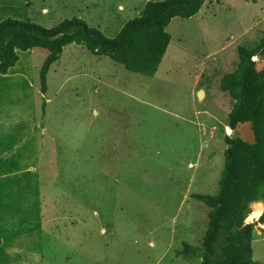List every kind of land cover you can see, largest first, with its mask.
<instances>
[{
  "label": "rangeland",
  "instance_id": "obj_1",
  "mask_svg": "<svg viewBox=\"0 0 264 264\" xmlns=\"http://www.w3.org/2000/svg\"><path fill=\"white\" fill-rule=\"evenodd\" d=\"M150 1L161 0H0V21L51 29L78 18L114 38ZM167 32L171 41L151 77L83 45L64 47L47 77L46 117V50L20 54L33 88L0 79L11 144L12 124L42 126L39 189H26L23 199L0 185V264H200L182 251L186 244L203 250L209 208L193 196L216 195L224 169L234 100L220 83L237 69L239 48L264 38V0H208ZM252 249L264 264L263 224Z\"/></svg>",
  "mask_w": 264,
  "mask_h": 264
},
{
  "label": "trees",
  "instance_id": "obj_2",
  "mask_svg": "<svg viewBox=\"0 0 264 264\" xmlns=\"http://www.w3.org/2000/svg\"><path fill=\"white\" fill-rule=\"evenodd\" d=\"M208 0L148 2L140 15L126 23L114 38L73 18L47 29L29 20L0 21V74L6 75L20 60V53L42 48L48 52L40 70L43 115L47 106V75L59 61L64 47L83 45L99 57H108L127 71L154 76L166 54L171 36L167 28L174 18L195 17ZM237 69L225 75L220 87L234 100L227 118L234 134L225 136V164L216 195H194L208 208L203 250L185 245V258L200 264H259L253 259L255 226L264 225V73L256 70L255 57H264V38L253 48H239ZM252 122L256 143H242L236 127ZM263 203V204H262ZM261 205L258 220L249 222L252 209Z\"/></svg>",
  "mask_w": 264,
  "mask_h": 264
},
{
  "label": "crops",
  "instance_id": "obj_3",
  "mask_svg": "<svg viewBox=\"0 0 264 264\" xmlns=\"http://www.w3.org/2000/svg\"><path fill=\"white\" fill-rule=\"evenodd\" d=\"M61 58L58 62H56V64L61 61ZM52 66L50 69H53ZM29 68L30 65H28L27 63H22L19 60L16 66L11 68L6 75L0 74V79L6 80L8 78H11L14 79V82H22L28 80V82H30V88H33L31 85L32 83L31 77H29V72H30L28 71ZM24 73L25 76L28 73L27 77H24ZM49 75H50V70L47 77H49ZM47 93H48V81H47L46 94ZM40 94L42 96L41 90H40ZM46 94L45 97L48 104L51 102V98H48ZM45 115H43V117ZM29 124H30L29 128H27L26 123L18 126H16V124H12L16 128V132H17V136H16L17 143L12 145L10 141L11 137L9 136V134L4 136V134H7L11 128L10 127L11 123H9L8 115L5 117L4 115L0 116V185L3 188H6L7 190L21 191L23 193V199H25L24 198L25 190L34 189V188L39 189V184L41 181L40 155H39L40 145L37 141V135H35V133L36 130H38L40 134V130L42 132V126L40 122L36 123L34 119H31L29 121ZM12 138L15 139V137ZM22 203H24V201H22ZM15 233H20V232L17 231ZM0 242H2L1 239Z\"/></svg>",
  "mask_w": 264,
  "mask_h": 264
},
{
  "label": "water",
  "instance_id": "obj_4",
  "mask_svg": "<svg viewBox=\"0 0 264 264\" xmlns=\"http://www.w3.org/2000/svg\"><path fill=\"white\" fill-rule=\"evenodd\" d=\"M256 70L264 73V57L261 62H257ZM236 132L239 134V139L244 144L254 145L256 143V134L252 127V122L239 123L236 127Z\"/></svg>",
  "mask_w": 264,
  "mask_h": 264
},
{
  "label": "bare ground",
  "instance_id": "obj_5",
  "mask_svg": "<svg viewBox=\"0 0 264 264\" xmlns=\"http://www.w3.org/2000/svg\"><path fill=\"white\" fill-rule=\"evenodd\" d=\"M261 205H259V206H255L253 209H252V213H251V215L249 216V218L250 219H253V220H255V219H257V218H259L260 217V215H261V211H262V206L260 207Z\"/></svg>",
  "mask_w": 264,
  "mask_h": 264
},
{
  "label": "clouds",
  "instance_id": "obj_6",
  "mask_svg": "<svg viewBox=\"0 0 264 264\" xmlns=\"http://www.w3.org/2000/svg\"><path fill=\"white\" fill-rule=\"evenodd\" d=\"M229 128H230V127H229ZM229 128H228V129H229ZM232 131H233V130L230 128V131L228 132V133H229L228 136H231V135H232ZM262 204H263V203H262Z\"/></svg>",
  "mask_w": 264,
  "mask_h": 264
}]
</instances>
